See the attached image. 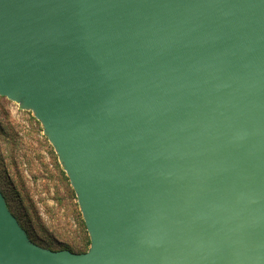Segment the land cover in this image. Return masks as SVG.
Here are the masks:
<instances>
[{
    "label": "water",
    "instance_id": "obj_1",
    "mask_svg": "<svg viewBox=\"0 0 264 264\" xmlns=\"http://www.w3.org/2000/svg\"><path fill=\"white\" fill-rule=\"evenodd\" d=\"M0 95L41 122L90 235L0 264H264V0H0Z\"/></svg>",
    "mask_w": 264,
    "mask_h": 264
},
{
    "label": "rangeland",
    "instance_id": "obj_2",
    "mask_svg": "<svg viewBox=\"0 0 264 264\" xmlns=\"http://www.w3.org/2000/svg\"><path fill=\"white\" fill-rule=\"evenodd\" d=\"M0 188L35 243L53 250H88L90 235L76 192L41 122L1 95Z\"/></svg>",
    "mask_w": 264,
    "mask_h": 264
},
{
    "label": "trees",
    "instance_id": "obj_3",
    "mask_svg": "<svg viewBox=\"0 0 264 264\" xmlns=\"http://www.w3.org/2000/svg\"><path fill=\"white\" fill-rule=\"evenodd\" d=\"M8 206L11 207L9 203H8ZM10 209H11V208H10ZM22 226L26 229V231H27V233L29 234L30 238L34 241V239L32 238V235H31L29 229H28L24 224H22ZM48 246H49V245H48ZM81 252H84V251H80L79 253H81Z\"/></svg>",
    "mask_w": 264,
    "mask_h": 264
},
{
    "label": "flooded vegetation",
    "instance_id": "obj_4",
    "mask_svg": "<svg viewBox=\"0 0 264 264\" xmlns=\"http://www.w3.org/2000/svg\"><path fill=\"white\" fill-rule=\"evenodd\" d=\"M69 177V176H68ZM70 179V178H69Z\"/></svg>",
    "mask_w": 264,
    "mask_h": 264
}]
</instances>
